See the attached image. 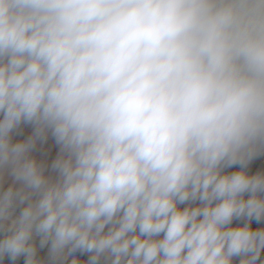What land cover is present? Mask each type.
<instances>
[{
    "label": "clouds",
    "instance_id": "obj_1",
    "mask_svg": "<svg viewBox=\"0 0 264 264\" xmlns=\"http://www.w3.org/2000/svg\"><path fill=\"white\" fill-rule=\"evenodd\" d=\"M0 264H264V0H0Z\"/></svg>",
    "mask_w": 264,
    "mask_h": 264
}]
</instances>
